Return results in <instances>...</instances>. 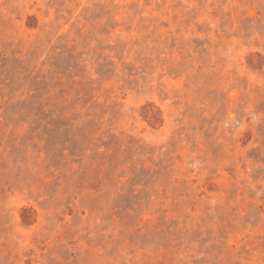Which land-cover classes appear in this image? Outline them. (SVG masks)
<instances>
[{
  "label": "rangeland",
  "instance_id": "1",
  "mask_svg": "<svg viewBox=\"0 0 264 264\" xmlns=\"http://www.w3.org/2000/svg\"><path fill=\"white\" fill-rule=\"evenodd\" d=\"M0 264H264V0H0Z\"/></svg>",
  "mask_w": 264,
  "mask_h": 264
}]
</instances>
